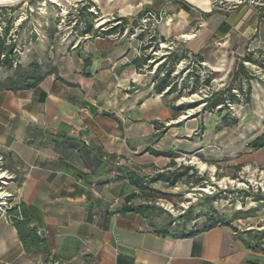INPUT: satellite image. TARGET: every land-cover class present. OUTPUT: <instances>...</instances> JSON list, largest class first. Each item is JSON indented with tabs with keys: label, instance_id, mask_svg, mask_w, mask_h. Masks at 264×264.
Wrapping results in <instances>:
<instances>
[{
	"label": "crops",
	"instance_id": "crops-1",
	"mask_svg": "<svg viewBox=\"0 0 264 264\" xmlns=\"http://www.w3.org/2000/svg\"><path fill=\"white\" fill-rule=\"evenodd\" d=\"M143 4L173 13L175 20L161 19L155 32L199 53L211 80L212 73L226 77L222 88L246 47L264 50L252 38L243 12L217 23L212 11L195 13L185 0ZM117 36L98 31L78 34L69 49L64 44L58 64L53 50L39 61L55 66L57 77L48 75L32 89L0 90V153L13 175L7 189L14 202L24 205L42 239L35 249L26 250L10 221L0 215V264H264L263 252L246 246L244 232L253 227L230 222L201 230V222L194 220L190 229L196 232L191 236L161 234L160 220L121 208L127 203H157L160 192L176 191L171 186L164 190L162 186L168 184L162 181L137 188L126 179H116L121 167L140 169L145 176L168 168L170 157L154 156L145 151L147 147L215 159L214 148L220 146L231 155L232 142L224 139L227 130L241 127L244 112L240 110L253 106L254 119L236 141L240 161L235 168L231 162L220 165L218 171L250 165L264 169V147L246 146L264 132V84L251 80L250 104L232 106L238 124L215 131L214 114L199 109L185 115L186 108L177 103L180 97L154 90L153 71L128 65L137 44ZM216 41L231 47L214 51L210 46ZM87 57L91 58L88 69ZM154 121L168 129L150 144Z\"/></svg>",
	"mask_w": 264,
	"mask_h": 264
},
{
	"label": "rangeland",
	"instance_id": "rangeland-1",
	"mask_svg": "<svg viewBox=\"0 0 264 264\" xmlns=\"http://www.w3.org/2000/svg\"><path fill=\"white\" fill-rule=\"evenodd\" d=\"M80 1H83L82 4ZM145 0H0V21L4 24L10 20L11 30L9 36L16 41V53L18 54V63L21 65V70L36 59L43 62L48 51H55L56 64L59 62V57L62 56L60 52L64 44L69 47L73 44L74 38L81 31L78 26L77 11L79 7L89 5V11L95 13L93 19L94 28L98 30L104 29L109 23L115 25L118 17H126L129 20L140 18L146 9L158 12V8H145L143 2ZM193 6V12L197 13V9L209 10L211 16L217 20V23L223 20H230L236 13L243 12L248 17V24L251 26L253 32L252 38L255 36L257 45L264 48V19L258 16V8L264 6V0H185ZM196 9V10H195ZM164 10V9H163ZM168 22L175 20V16L167 9L164 10ZM161 21V20H160ZM159 21V22H160ZM3 24H0L3 25ZM159 24V23H158ZM157 24V25H158ZM197 27V26H196ZM131 26L127 25L122 34H117L121 39H129V32ZM156 31V30H155ZM51 34V35H50ZM221 36L218 34V37ZM185 39V38H183ZM82 41V40H81ZM181 41V40H179ZM182 43V42H181ZM176 40L161 42L157 41L151 49L147 51L150 57H161L166 49H175L177 46ZM51 46V48H50ZM211 49L220 51L229 49L231 46H223L216 41L212 44ZM210 49V48H209ZM55 52H53L55 54ZM217 53V52H216ZM58 55V56H57ZM202 72L208 73L210 70L206 62H202ZM157 63L153 66V69ZM183 67V64L177 63L174 70L178 72ZM251 69H254L251 66ZM175 72V73H176ZM258 74L259 71L256 70ZM11 71L0 70V81L8 75ZM85 75V73H84ZM184 75H182L183 77ZM212 85L217 88H222L226 83V77L212 73ZM222 85L220 86V84ZM255 84V81H254ZM211 85V86H212ZM204 93V91L202 90ZM200 93H194L189 96H181L178 98V104L186 108L185 115L193 114L198 111L199 106L194 108L186 107V104L200 99ZM240 111L244 112V119L242 126L239 128H232L227 130L228 135L225 136L227 144L231 140L233 153H224L220 146L215 149L216 157L205 158L204 155H187L179 156L176 162L179 165H190L197 170V174L204 178L202 186L190 187L183 184V180L178 181L172 187L176 194H166L161 196L157 201V205L164 211L170 213L173 217L179 215L189 205L194 206V212H200L202 205L208 209V214L231 222L241 228L253 227L249 231L260 235V244L264 250V169H256V165H250L245 169L239 170H221L218 171L220 165L225 163H233V167L240 161V144L237 139L241 137L243 129L247 124L252 123L256 108H246ZM264 124V119L261 120ZM227 137V138H226ZM241 143V142H240ZM220 163V164H217ZM228 165V164H227ZM239 166V165H238ZM213 168L211 170L210 168ZM140 173L141 170L137 169ZM143 173V172H142ZM140 173L141 175H143ZM8 187V186H7ZM165 190H170L168 186H162ZM9 190V189H8ZM10 191V190H9ZM249 192L246 196L243 192ZM183 205V206H182ZM169 208L173 210H169ZM238 211L241 214L238 215ZM160 218H163V213H159ZM238 215V216H237ZM205 216H201L197 221L200 225H204ZM258 227V229H256ZM264 254V252H263ZM264 263V260L262 261Z\"/></svg>",
	"mask_w": 264,
	"mask_h": 264
},
{
	"label": "trees",
	"instance_id": "trees-1",
	"mask_svg": "<svg viewBox=\"0 0 264 264\" xmlns=\"http://www.w3.org/2000/svg\"><path fill=\"white\" fill-rule=\"evenodd\" d=\"M81 4L83 1H80ZM79 7L77 11L78 26L82 29L79 32L81 35L92 34L98 31L103 36L112 34H122L127 25L131 26L129 33H132L133 27L137 23V19L129 20L126 17H118L116 24L109 23L102 30L94 28L93 19L95 13L89 11V5ZM183 8H188L187 3L182 2ZM258 17L264 19V6L258 8ZM0 24H3L0 21ZM11 30L10 20L6 21L0 26V70L11 71L12 74L0 81V90H9L16 92L18 90H27L36 87L46 76L54 74L57 77V68L50 64L40 63L36 59L21 70V65L18 63V54L16 53V41L9 36ZM51 35V34H50ZM137 39L143 41L140 46L141 54L134 56L128 65H133L138 71L146 68L148 71H153L151 82L153 88L158 93L175 94L176 97L189 96L194 93H200V99L192 101L186 106L194 108L200 106V113L209 112L214 114V130L219 131L224 128H230L238 124L232 106L236 104H250L251 101V80H257L264 84V50H248L246 47L245 53L239 58L235 70L232 72L230 80L224 88L213 89L211 86V76L209 73H203L201 67L203 58L199 53H192L179 44L175 49H166L165 53L157 58L150 57L147 53L157 41L166 42L163 36H159L156 32L150 36L145 32L137 34ZM91 58L87 57L84 60V67L89 68ZM157 63L155 69L153 66ZM177 63H182L183 67L176 72L174 67ZM251 66L254 69H251ZM256 70L259 73H256ZM176 72V73H175ZM88 72L85 76H89ZM182 75H184L182 77ZM204 91V93L202 92ZM173 109L180 111V106H173ZM154 124V133L149 137L150 144L156 143L164 136L168 127L163 123L156 121ZM247 148L257 150L264 147V132L254 137L248 144ZM145 151L154 156L170 157L168 168L162 171H157L151 176L141 175L140 173L124 167L120 168V173L116 179H126L137 188H145L148 184L156 181H162L169 186H174L178 181L183 180L184 183L190 187L202 186L204 178L197 174V170L190 165L176 166L175 158L178 153L170 151H157L151 147H147ZM246 196L249 192H243ZM160 197L166 194L159 193ZM122 211H133L150 220H160L161 224L159 232L167 235L171 234L174 237H188L193 235L196 231L190 229L192 221L205 216L204 225L201 230H208L217 224L230 225V222L219 219L208 214V209L202 205L199 213L194 212V206L189 205L179 215L172 216L170 213L164 211L156 204V201L139 203L136 205L125 204ZM7 213L11 216L10 223L15 228L17 236L26 250L30 248L35 249L42 241L37 228L32 225V218L29 216L22 203L17 207H11ZM18 213L20 217H17ZM159 213H163V218H160ZM241 214L238 211V215ZM237 215V216H238ZM247 235L246 246L251 249H258L264 252L261 247V236L247 230L244 232Z\"/></svg>",
	"mask_w": 264,
	"mask_h": 264
},
{
	"label": "built area",
	"instance_id": "built-area-1",
	"mask_svg": "<svg viewBox=\"0 0 264 264\" xmlns=\"http://www.w3.org/2000/svg\"><path fill=\"white\" fill-rule=\"evenodd\" d=\"M163 16H167V14L162 9L158 12L146 9L144 14L137 19V23L133 27L132 33H129L130 39H133L137 44L135 48V56H139L141 54L140 46L143 44V41L137 39V34L145 32L150 36L154 35L157 24ZM169 20L171 21V19ZM171 43L173 44V41H171ZM12 180L13 175L4 167V157L3 154L0 153V215L5 216L9 221L11 216L7 213V211L13 206L18 209L19 204L13 201V193L7 189V186ZM169 210L171 211L173 209L169 208ZM17 217H20L19 213Z\"/></svg>",
	"mask_w": 264,
	"mask_h": 264
},
{
	"label": "water",
	"instance_id": "water-1",
	"mask_svg": "<svg viewBox=\"0 0 264 264\" xmlns=\"http://www.w3.org/2000/svg\"><path fill=\"white\" fill-rule=\"evenodd\" d=\"M43 233V231L42 230H40V234H42Z\"/></svg>",
	"mask_w": 264,
	"mask_h": 264
}]
</instances>
